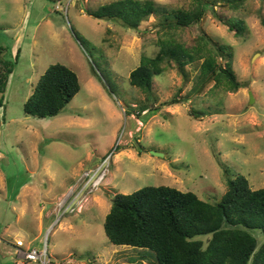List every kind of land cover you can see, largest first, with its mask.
Instances as JSON below:
<instances>
[{"label": "rangeland", "instance_id": "374dc122", "mask_svg": "<svg viewBox=\"0 0 264 264\" xmlns=\"http://www.w3.org/2000/svg\"><path fill=\"white\" fill-rule=\"evenodd\" d=\"M112 1L0 0L1 57L13 63L0 95V264H152L153 251L107 240L102 225L113 196L163 185L216 202L237 175L251 189L264 187V0H245L238 10L208 0L216 6L177 33L186 46L201 32L225 46L217 64H229L244 87H197L200 59L154 76L152 106L129 73L158 51L167 14L192 9L193 0H154L161 10L138 29L89 14ZM236 21L240 34L228 28ZM53 63L72 69L80 90L54 117L25 115L23 103ZM92 68L115 81V94ZM171 98L177 103L168 105ZM114 147L100 188L79 213L54 223L55 202ZM251 233L264 241L260 230ZM19 248L45 250L42 262L24 261Z\"/></svg>", "mask_w": 264, "mask_h": 264}, {"label": "trees", "instance_id": "16d2710c", "mask_svg": "<svg viewBox=\"0 0 264 264\" xmlns=\"http://www.w3.org/2000/svg\"><path fill=\"white\" fill-rule=\"evenodd\" d=\"M217 2L238 10L245 0ZM207 6L213 9L216 5L213 1L193 0L192 9L167 14L166 23L159 27L162 36L158 51L151 57L142 55L139 65L130 71V85L144 94L150 106L154 76L161 75L166 67L174 66L181 72L187 64L200 59L197 87L202 88L209 81H214V85L224 81L230 92L244 87L229 64L224 68L217 64V58L228 54L225 46L214 44L204 32L195 37L191 46L177 38L178 31L198 24ZM159 10L154 0H114L89 14L138 29L142 21ZM260 21L264 26L263 17ZM241 24L229 23L228 28L240 34ZM1 54L0 49V95L13 71V63L4 60ZM17 56L18 52L15 60ZM92 73L109 93L115 94L116 83L112 78L93 68ZM79 90L78 76L72 69L62 63L50 64L23 103V113L39 119L54 117ZM175 103L174 98L167 102ZM102 226L113 245L153 251L156 262L152 264H264V241L258 245L251 233L252 229H258L264 235V187L251 189L248 180L237 175L226 181V190L218 201L209 202L190 191L163 185L145 186L113 196Z\"/></svg>", "mask_w": 264, "mask_h": 264}, {"label": "built area", "instance_id": "2783aa9c", "mask_svg": "<svg viewBox=\"0 0 264 264\" xmlns=\"http://www.w3.org/2000/svg\"><path fill=\"white\" fill-rule=\"evenodd\" d=\"M115 147L110 152L105 153L98 163L80 171L77 178L69 185L67 191L55 202L53 207L55 215L54 223L59 222L61 217L67 214L79 213L83 204L100 188L109 173ZM51 227L52 225L49 228ZM16 245L21 247L22 241L17 240ZM17 252L18 255H22L24 261L28 262H42V257L45 254V250L40 252L34 248H27L25 250L19 248ZM46 263L42 262V264Z\"/></svg>", "mask_w": 264, "mask_h": 264}, {"label": "crops", "instance_id": "0c3cea01", "mask_svg": "<svg viewBox=\"0 0 264 264\" xmlns=\"http://www.w3.org/2000/svg\"><path fill=\"white\" fill-rule=\"evenodd\" d=\"M89 158V157H88ZM50 214H52V210L50 211ZM51 224L52 223H50L49 225H48V227L47 228H49V226H51ZM114 253H116V250L114 249V251H112V256L114 255ZM112 256L110 255V258H112ZM119 261V260H118ZM122 263H124V262H122Z\"/></svg>", "mask_w": 264, "mask_h": 264}, {"label": "water", "instance_id": "95a60500", "mask_svg": "<svg viewBox=\"0 0 264 264\" xmlns=\"http://www.w3.org/2000/svg\"><path fill=\"white\" fill-rule=\"evenodd\" d=\"M252 100H253V98H252V95L250 94V97H249V103L250 102H252ZM152 152V154L154 153V154H158V152H156V151H151Z\"/></svg>", "mask_w": 264, "mask_h": 264}]
</instances>
